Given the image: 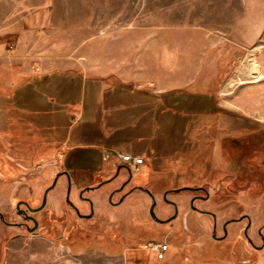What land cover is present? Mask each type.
I'll list each match as a JSON object with an SVG mask.
<instances>
[{
  "label": "rangeland",
  "instance_id": "1",
  "mask_svg": "<svg viewBox=\"0 0 264 264\" xmlns=\"http://www.w3.org/2000/svg\"><path fill=\"white\" fill-rule=\"evenodd\" d=\"M119 154L142 159L127 164L131 184L157 218L173 215L161 195L174 189V219L154 220L140 190L103 203L121 170L87 192L89 219L59 184L35 232L10 224L62 170L87 212L77 190L111 175ZM202 190L193 204L215 214L216 235L247 215L261 244L264 0H0V264H264L245 219L212 238L213 218L189 206ZM155 242L168 244L163 259Z\"/></svg>",
  "mask_w": 264,
  "mask_h": 264
},
{
  "label": "flooded vegetation",
  "instance_id": "2",
  "mask_svg": "<svg viewBox=\"0 0 264 264\" xmlns=\"http://www.w3.org/2000/svg\"><path fill=\"white\" fill-rule=\"evenodd\" d=\"M121 170L125 171V177L117 185H114L110 189H108L106 191L105 195L100 197V200L103 203L108 204L110 206H115V205L121 203L125 199V197H127L129 194H131L135 190H140V191L146 193L147 195H149L151 197V194H150L149 190H147V188H144L141 185L131 184L132 174H131L126 162H121L120 164H118L116 166L114 172L111 175L99 179V181H97L96 183L85 184L77 190V192L75 194V199L80 204H83L84 207L87 209V212H82L80 209V206H78L79 204H76L72 200V197H71L72 185L75 184V181L77 180L74 177L75 174L69 173L67 171L64 172V170H62L61 172L57 173L52 178L50 184L47 187H49L51 184H53V186L47 190L45 196H44V191L47 187L44 189L39 203H37L35 205H30L28 203V201H24V200L18 201L19 202L18 207H16V205H15V210L21 219L17 222L13 221L10 224H12L13 226H16V227H22L25 230H28L29 232H35V230L38 229V226H39V222H38L35 214L40 212L45 207L48 192L50 190H52L56 185H59V184H61L64 187L63 201L71 208V210L76 214V216H78L79 218L84 219V220L89 219V218H91V216L93 214V202H94V200L91 196H89L87 194V192H89V191H97L98 192L101 188H105V186L113 184L115 179L118 178V176L120 175L119 172ZM170 192H174V189L165 190L163 192V194L161 195V198L166 204H169L170 206L173 207V213H172L173 215L171 216V219H174L177 216V205H176L175 201H173L167 197V194H169ZM202 192H204V195L191 194V197L189 200V206H190L192 211H196V212H199L201 214H207V215L211 216L213 218V222H214L215 221V214L214 213H212L208 210H205V209L197 208L193 204L195 200H199V199L204 200L208 197V194L206 191L202 190ZM151 200H152L153 206H154V199L152 197H151ZM38 207H40V208H38ZM152 210H153V207H152ZM148 212L150 214V208H149ZM151 217H152V215H151ZM1 219L3 220V216L1 217ZM153 219L155 220V218H153ZM243 219L246 220V223H245V226L243 228L242 234H244L246 240L251 244V246L254 250H257L258 248H262L264 245V237L261 235L262 231L260 228H257L255 230L256 235L260 236V238H261V244L260 245L255 244L247 235V230L250 227V220H249V217L247 215H242L239 218L234 217V218H230V219L226 220L221 225V231H222L221 235H216V233H215L216 227H215V222H214L212 238H214L216 240H223V239L227 238V234H228L227 225L229 223H232V222H239ZM161 220H164V219H161ZM160 223H163V222H160Z\"/></svg>",
  "mask_w": 264,
  "mask_h": 264
},
{
  "label": "built area",
  "instance_id": "3",
  "mask_svg": "<svg viewBox=\"0 0 264 264\" xmlns=\"http://www.w3.org/2000/svg\"><path fill=\"white\" fill-rule=\"evenodd\" d=\"M119 156L121 161L126 162L131 169H138V165L142 163L141 158L132 157L130 154H119ZM151 250L157 259H162L168 250V244L166 242H155L151 245Z\"/></svg>",
  "mask_w": 264,
  "mask_h": 264
},
{
  "label": "crops",
  "instance_id": "4",
  "mask_svg": "<svg viewBox=\"0 0 264 264\" xmlns=\"http://www.w3.org/2000/svg\"><path fill=\"white\" fill-rule=\"evenodd\" d=\"M130 90L132 91V93H131V97H133L134 94H135V95H140L141 93H143V91H140L139 89L136 90V89L133 88V87H131ZM141 95H142V94H141ZM140 97H141V96H137V98H140ZM135 102H136V101H135ZM137 103H138V102H137ZM133 106H135V105H133ZM82 134H86V135H88V131H87V130H83V131H82ZM89 134H90V133H89ZM84 139H85V140H88V139L85 138V137H84ZM154 256H155V255H154ZM155 259H157V258L155 257ZM157 260H159V259H157ZM135 261H138V259L135 260ZM132 264H135L134 261H132ZM143 264H147L146 261H144Z\"/></svg>",
  "mask_w": 264,
  "mask_h": 264
},
{
  "label": "water",
  "instance_id": "5",
  "mask_svg": "<svg viewBox=\"0 0 264 264\" xmlns=\"http://www.w3.org/2000/svg\"><path fill=\"white\" fill-rule=\"evenodd\" d=\"M64 172H66V171H64ZM52 186H53V184H51L49 187H47V188L45 189V191H44V196H45L47 190H48L49 188H51ZM175 190L177 191V190H179V189L177 188V189H175ZM18 203H19V202L16 203V207H18ZM40 207H41V206H40ZM40 207H38V208H40ZM152 207H153V204H152L151 207H150V214L152 215L153 218H155L156 221L166 222V221H169V220L171 219V218H168V219H165V220H161V219L157 218V217L155 216L153 210H152ZM38 208H37V209H38ZM1 217H2V214L0 213V218H1Z\"/></svg>",
  "mask_w": 264,
  "mask_h": 264
},
{
  "label": "bare ground",
  "instance_id": "6",
  "mask_svg": "<svg viewBox=\"0 0 264 264\" xmlns=\"http://www.w3.org/2000/svg\"><path fill=\"white\" fill-rule=\"evenodd\" d=\"M253 73V72H252ZM259 75H260V72H258V70L253 74V77H259Z\"/></svg>",
  "mask_w": 264,
  "mask_h": 264
},
{
  "label": "trees",
  "instance_id": "7",
  "mask_svg": "<svg viewBox=\"0 0 264 264\" xmlns=\"http://www.w3.org/2000/svg\"><path fill=\"white\" fill-rule=\"evenodd\" d=\"M163 259V258H162Z\"/></svg>",
  "mask_w": 264,
  "mask_h": 264
}]
</instances>
